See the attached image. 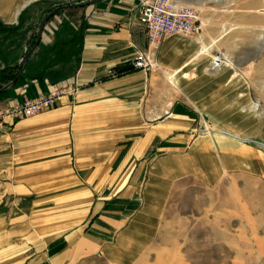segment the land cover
Returning <instances> with one entry per match:
<instances>
[{
    "label": "crops",
    "instance_id": "0c3cea01",
    "mask_svg": "<svg viewBox=\"0 0 264 264\" xmlns=\"http://www.w3.org/2000/svg\"><path fill=\"white\" fill-rule=\"evenodd\" d=\"M44 3L0 0L3 74H18L37 42L33 24ZM62 5L18 83L0 93V264H188L180 240L157 246L167 224L175 228L168 218L176 193L264 164V146L249 138L194 132L201 113L250 137L247 81L223 63L210 70L199 32L164 36L161 69L133 68L149 45L139 0L54 6ZM16 19L19 28L10 25ZM109 69L123 72L110 77ZM59 87L74 90L36 115L6 116Z\"/></svg>",
    "mask_w": 264,
    "mask_h": 264
},
{
    "label": "rangeland",
    "instance_id": "374dc122",
    "mask_svg": "<svg viewBox=\"0 0 264 264\" xmlns=\"http://www.w3.org/2000/svg\"><path fill=\"white\" fill-rule=\"evenodd\" d=\"M42 1L46 10L35 19L32 45L38 39L41 18L60 0ZM190 6L199 11L204 53L247 81L245 111L254 121L243 127L251 136L222 128L216 132L264 146V141L258 140L264 138V0H194ZM20 21L10 25L19 28ZM198 126L199 119L195 133ZM252 142L247 144L257 147ZM262 151L264 155V147ZM169 216L175 228L171 230L167 224L157 246L170 239L180 240L188 264H264V164L232 171L213 188L186 187L170 202Z\"/></svg>",
    "mask_w": 264,
    "mask_h": 264
},
{
    "label": "built area",
    "instance_id": "2783aa9c",
    "mask_svg": "<svg viewBox=\"0 0 264 264\" xmlns=\"http://www.w3.org/2000/svg\"><path fill=\"white\" fill-rule=\"evenodd\" d=\"M139 16L141 23L147 27L149 45L146 50L140 51L134 59L132 67L136 69H161L157 53L164 36L170 34L193 36L200 30L198 9L190 5L176 3L173 0H139ZM217 59H213L210 66V70L214 72H218L222 65V61ZM122 72L109 69L108 76L117 77ZM73 90V88L59 87L35 98H25L21 104L7 110L6 116L24 118L36 115L46 108L54 107L60 97ZM0 114L4 115V112ZM218 129L199 113V126L195 129L197 135L211 136Z\"/></svg>",
    "mask_w": 264,
    "mask_h": 264
},
{
    "label": "water",
    "instance_id": "95a60500",
    "mask_svg": "<svg viewBox=\"0 0 264 264\" xmlns=\"http://www.w3.org/2000/svg\"><path fill=\"white\" fill-rule=\"evenodd\" d=\"M66 6L68 5H62V6H59V7H56L54 10H52L50 13H48L41 21L40 23V26H39V31H38V40L37 42L35 43V45L33 46V48L26 54V56L24 57V59L22 60L20 66H19V69H18V74L17 76L15 77V79L13 81H11L9 83V85L7 87H4V88H1L0 89V93L3 92L6 88L10 87V88H13L19 81V78L20 76L22 75L23 73V69H24V65L26 63V61L30 58V56L32 55L34 49L37 47L39 41H40V38H41V35H42V31H43V28L45 26V24L47 23V21L52 17L54 16L58 11L66 8Z\"/></svg>",
    "mask_w": 264,
    "mask_h": 264
},
{
    "label": "trees",
    "instance_id": "16d2710c",
    "mask_svg": "<svg viewBox=\"0 0 264 264\" xmlns=\"http://www.w3.org/2000/svg\"><path fill=\"white\" fill-rule=\"evenodd\" d=\"M0 26H1V28H3L2 24ZM16 68H18V67H16ZM16 75H17V71L10 73V74L9 73L3 74V72H0V88H3L4 85H6L11 80H13L16 77Z\"/></svg>",
    "mask_w": 264,
    "mask_h": 264
},
{
    "label": "bare ground",
    "instance_id": "6f19581e",
    "mask_svg": "<svg viewBox=\"0 0 264 264\" xmlns=\"http://www.w3.org/2000/svg\"><path fill=\"white\" fill-rule=\"evenodd\" d=\"M164 39V38H163ZM172 80V79H171Z\"/></svg>",
    "mask_w": 264,
    "mask_h": 264
}]
</instances>
